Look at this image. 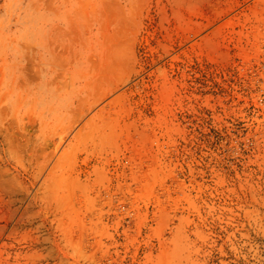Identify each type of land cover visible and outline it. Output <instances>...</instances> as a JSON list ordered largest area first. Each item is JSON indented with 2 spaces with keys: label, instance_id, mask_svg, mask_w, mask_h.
<instances>
[{
  "label": "rangeland",
  "instance_id": "1",
  "mask_svg": "<svg viewBox=\"0 0 264 264\" xmlns=\"http://www.w3.org/2000/svg\"><path fill=\"white\" fill-rule=\"evenodd\" d=\"M0 264H264V0H0Z\"/></svg>",
  "mask_w": 264,
  "mask_h": 264
}]
</instances>
